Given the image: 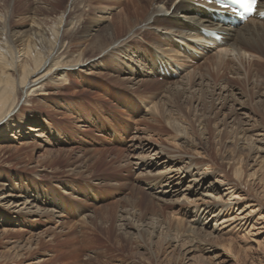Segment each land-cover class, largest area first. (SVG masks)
<instances>
[{
  "label": "rangeland",
  "instance_id": "374dc122",
  "mask_svg": "<svg viewBox=\"0 0 264 264\" xmlns=\"http://www.w3.org/2000/svg\"><path fill=\"white\" fill-rule=\"evenodd\" d=\"M21 1L29 2V11L13 16L10 30H27L33 26L34 20L41 22L40 26L34 27H38L37 29L45 35L51 19L43 21L30 11L36 0ZM100 1L89 0L84 7L79 8L85 15L86 26L92 29L94 35L106 26L124 29L128 20L133 22L139 19L134 0ZM192 3L197 8L208 5L202 0L200 4ZM5 5L0 1V9ZM12 5L13 1L8 0L9 9ZM181 14L178 11L174 16L180 19ZM123 38L125 37L119 39L117 44ZM173 39L180 46L176 60L154 58L148 41L139 38L144 51L135 52L138 61L134 62L133 59L132 62L124 55L112 52V59L127 60L125 65L119 62L121 71L108 72L99 65L100 60L95 59L89 62L95 64L93 70L89 66L86 67L83 74L86 81L83 83L75 80V83L66 86L59 96H37L24 103L20 112L30 110L40 115L46 125L49 123L53 133L58 134L61 143L54 144L49 150L56 161L36 167L43 159L42 152L32 151V138H27L30 136L21 139L17 133L13 139L4 140L7 143L4 144L5 150L0 153V179L32 186L39 182L50 186L68 181L66 188H70L73 193L66 197L59 189H54L52 196L58 206L57 211L67 224L62 233H58L54 238L43 235L46 229L56 228L51 220L27 228L18 224L19 222L13 223L12 226L1 224L0 218V264H264V143H261L263 152L254 156L253 153H247L240 148V144L233 148L227 137L223 140L222 154L225 159L230 160L231 165L223 164L229 178H225L222 173L214 174L213 169L203 167L209 175L207 179L191 185L188 182L191 178H184L183 184L173 188L174 194L167 193L165 197H161L162 202L156 200L158 194L156 195L154 190L151 191L144 185V181L156 174L157 170H161V167L144 171L135 168L131 162L133 160H129V164L126 163L129 139L135 133L140 134V131L148 134L150 128L160 125L150 118L158 114V108H155L154 112L150 111L153 106L159 104L165 116L170 113L175 119H179L176 116V108L168 104L171 102L166 94L169 89L185 91L180 100V107L194 123L196 118L205 120L209 117L212 131L218 129L227 133L239 126L243 129L251 128L249 133L253 135L261 136L262 130L264 132V116L261 121L257 114L264 101V92L253 90L254 80L253 83L246 82L247 84L241 81L243 78L235 70L238 63L232 59V55L225 57L217 68V51L210 46H206L207 49L203 51L187 49L182 40L179 41L176 37ZM184 40L192 43L189 39ZM141 60L145 65H141ZM163 66H166L167 70ZM128 67H131L134 73L133 82L139 84L143 80L146 83L144 87H132L127 83L126 79L132 74L127 70ZM89 70L95 71L97 75L92 78V75L88 74ZM186 78L194 82L189 91L185 86L188 80ZM116 79L126 84H114ZM249 89L252 92H249ZM248 92L249 96L246 95ZM185 97L193 98L190 104L186 102ZM211 103L213 109L210 107ZM22 104L23 102H20L19 107ZM77 112L83 115L84 122L92 124L89 127L92 128L91 131L87 132L88 136L82 138L80 136L84 131ZM161 126L168 128L163 123ZM184 126L189 128L188 125ZM194 126L197 127V124ZM101 128L104 130L101 131ZM150 136L151 139L157 140L156 137ZM255 138L253 137V140ZM159 139L168 147L178 150V138L173 140L171 135L165 136L161 132ZM215 141L213 140L214 144ZM79 149L88 150L85 158L89 157V161L87 160L88 166L84 173L88 178L67 176V170L76 162V156L82 154L77 151ZM213 151L219 157L218 147ZM190 153L191 156L204 157L198 149L191 150ZM234 158L236 161L232 160ZM237 162L246 175V184L234 191L238 204L233 206L232 213L238 214L239 211L236 210L243 209V216L247 214L245 227L237 232H226L227 228L219 231L221 226L218 222L227 216L225 213L217 222V230H212L211 226L215 224L213 218L196 215L193 212L194 201L206 191L217 198L221 197L222 191H230L233 184L230 181L232 167ZM188 185H191L190 188H187ZM72 197H78V200ZM20 209L23 207L16 208ZM88 216L89 220L85 221L84 218ZM157 225H160V228L156 230L154 227ZM193 226L207 230L209 236L205 240V247L210 248V251L192 250L191 245L187 243L191 238L190 227ZM252 226L255 227L254 230L248 232ZM196 243L194 240L192 244Z\"/></svg>",
  "mask_w": 264,
  "mask_h": 264
},
{
  "label": "bare ground",
  "instance_id": "6f19581e",
  "mask_svg": "<svg viewBox=\"0 0 264 264\" xmlns=\"http://www.w3.org/2000/svg\"><path fill=\"white\" fill-rule=\"evenodd\" d=\"M0 1L6 4L3 9H0V153L5 150L4 144L7 142L4 140L13 139L17 133L19 134L18 138L21 139L30 136L27 138H32V151L42 152L41 156L43 159L37 163L36 167H40V164L42 167L46 162L53 163L56 161L49 150L54 144L61 142L58 134L53 133L52 128L48 125L49 123L46 125L40 115L30 110L20 112L24 103H28L31 98L37 96H59L62 94V90L66 86L74 84L75 80L83 83L86 81V78L83 77L86 67L89 66L92 69L95 66L94 63H89L92 60H100L99 65L101 64L102 68L108 72L115 73V71H119V62L125 65L127 60L112 59V52L114 51L120 55H124V57H127L132 62L133 59L134 62L138 61L135 52L144 51V47L138 41L139 38L145 42L148 41L153 50L154 58L164 57L167 60H176L175 57L179 55L180 46L178 42H175L173 37H176L179 41L182 40L187 49L203 51L207 49L206 46L208 48L210 46L216 50L217 55L215 54V60L217 62H215V65L217 68L223 63L225 57L232 55V59L238 63L235 70L243 78L241 81L243 83L249 81L253 83L254 80L253 90L258 89L257 91L263 90L262 92H264V18L250 19L244 25L233 27L230 24H223L218 19L213 11V6L206 8L208 5H205L206 7L204 8H197L190 2L191 0H134V3L137 5L136 10L140 15L138 20L133 22L128 20L124 29L123 27L115 28L114 26L112 28L106 26L94 35L92 34V29L86 26L85 15L79 11V8L81 6L84 7L89 0H36L30 11L34 13L36 18H42L43 21L51 19L50 26H47V32L44 35L37 29L38 27H34L35 25L40 26L41 22L37 23L34 20L32 21L33 26L27 30L11 31L13 16L29 11V2L24 3L21 0H12L13 5L9 9L8 0ZM116 3L118 4V1ZM198 3L200 4L201 0ZM171 9L172 12H170ZM178 11L182 13L180 19L174 16ZM259 11L264 14V0L259 2ZM159 30H162V32L160 33ZM213 32L220 35L222 39L217 41L209 37L208 33ZM122 37L125 38L117 44V41ZM184 39H189L192 43ZM128 53L131 54L128 55ZM140 63L142 66L145 65V62L142 60ZM163 67L167 70L166 66ZM92 70H89L88 74L92 75L93 78L97 74ZM127 70L132 73L126 79L127 83L132 87H144L146 85L143 80L139 84L137 82L134 83V78H132L134 73L131 71V67H128ZM98 75L100 77L101 73L99 72ZM117 77H119V74ZM113 83L126 84V82L119 79H116ZM193 84L194 82L191 79L187 80L185 84L188 89L187 91L193 88ZM184 92V90L180 91L177 89H169L166 92L171 99V102L168 104L176 108V116L179 119H175L174 115L170 113L165 116L164 112L159 108V104H157L150 111L154 112L155 108H158V114L150 118L156 124H160L159 127L151 126L152 128H150L151 130L148 131V134L143 131H140V134L139 132L135 133L128 143L126 163L132 162L135 168L144 171L161 167L159 168L161 170H157L156 174L153 173L154 175L148 176L149 178L144 181L145 187L151 191L154 190L156 195L158 194V197H154H157L156 200L161 202V197H165L167 193L174 194L173 188L179 184H183L184 178L190 177L191 179L188 182L191 185L207 179L209 175L206 174L203 167L205 169H213L214 174L222 173L225 178H229L223 164L227 166L231 165L230 160L225 159L222 154L224 148L223 140H226L227 137L230 139L229 144L233 148H236L240 144V148L247 151V153H253L254 156L263 152V146H261V143H264L263 130L261 136L259 134L253 135L249 133L252 130L251 128V130L248 128L243 129V127L238 126L233 131L226 133L218 129L212 131L209 117L205 120L196 118L195 123L189 120L186 112L180 107V100L185 95ZM249 92H252V90L249 89ZM210 95L212 96V93ZM192 99L185 97L188 104H190ZM20 102H23V104L19 107ZM212 105L213 103L210 105L211 108ZM261 106V109L257 110V114L260 116V120L263 121L264 101ZM73 109L75 110L76 108ZM77 115H79L78 118L80 119V123H82V126H80L83 129H81L84 131L80 138L88 136L87 132L91 131L90 129L92 128L89 127L92 124L84 122V117L79 112H77ZM161 123L165 124L168 128L162 127ZM195 124H197V127L194 126ZM184 125H188L189 128ZM80 126L78 127L80 128ZM161 132L165 136L171 135L173 140L179 139L178 150L163 144L159 139ZM150 135L156 137L157 140L151 139ZM259 136L260 138H255ZM253 137L255 140H253ZM213 140H216L215 144ZM65 141H62V143ZM215 147H218L219 157L213 151ZM83 149L77 150L78 152H82V154L76 156V162L73 163L72 168L67 170V176H71L72 178L73 176L76 178L79 176L80 178H88V176L84 175L88 166L87 160L89 161V157L88 159L85 158L88 150ZM197 149L202 152L201 154L204 157L198 158L197 155H189L191 154V150L195 151ZM72 152H74V149ZM129 160H133L134 162H130ZM232 160L236 161L235 158ZM129 172L131 173L130 170ZM243 172L240 163L237 162L232 167V180L230 181L233 184L230 191H220V198L212 196L209 194L210 192L206 191L205 193H201L196 201H194L193 212L196 215H207L208 218H213L215 224L211 226L212 230H217L221 226V229H218L219 231L227 228L226 232H237V230L246 224L247 214L243 216V209L236 210L239 211L238 214L232 213L233 206L236 207L238 204L235 201L238 197L234 191L239 190L242 185L246 184V175ZM262 172L264 171L262 170ZM259 180H261V177ZM67 182L56 183L50 186L39 182L32 186L14 184L0 179L1 224L4 223L12 226L13 223L19 222L18 224L20 225L32 228L41 225L46 220H51L56 225V228L46 229L43 235L45 237H56L58 233H62L63 228L67 227V224L62 220L63 216L59 214L60 212L57 211L58 206L52 195H54V189H59L64 196L70 197L73 192L70 188H66ZM191 185H188L187 188H190ZM217 191H219V188ZM222 197L224 198L221 199ZM72 198H77L78 200V197ZM5 206L7 207L5 208ZM19 207H23V209L16 210ZM225 213L227 216L218 222ZM171 214L173 213L171 212ZM89 218V216L85 217L84 220L87 221ZM82 222L84 223V221ZM130 227H133V225H130ZM159 228L160 225L154 227L156 230ZM254 228L252 226L248 232L254 230ZM206 231L201 227H190L189 233L191 234V238L187 243L191 245L192 250H211L205 247V240L209 236ZM177 233H179L178 228ZM194 240L197 241L196 244H192Z\"/></svg>",
  "mask_w": 264,
  "mask_h": 264
},
{
  "label": "snow or ice",
  "instance_id": "6c2138e0",
  "mask_svg": "<svg viewBox=\"0 0 264 264\" xmlns=\"http://www.w3.org/2000/svg\"><path fill=\"white\" fill-rule=\"evenodd\" d=\"M256 3H257V0H251V4L249 5V7H251L254 10ZM242 6H243V4H242ZM225 7H227V5H225Z\"/></svg>",
  "mask_w": 264,
  "mask_h": 264
}]
</instances>
